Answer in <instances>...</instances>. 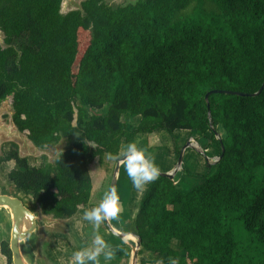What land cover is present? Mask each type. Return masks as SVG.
<instances>
[{"label":"trees","instance_id":"obj_1","mask_svg":"<svg viewBox=\"0 0 264 264\" xmlns=\"http://www.w3.org/2000/svg\"><path fill=\"white\" fill-rule=\"evenodd\" d=\"M62 5L0 0V107L11 98L12 122L41 150L71 139L42 167L11 149L0 159L15 162L9 181L44 216L70 220L103 188L107 154L118 161L139 134L190 131L219 160L190 189L150 183L134 221L140 254L264 264V89L206 99L263 87L264 0H85L66 14ZM2 254L12 264L9 242Z\"/></svg>","mask_w":264,"mask_h":264},{"label":"crops","instance_id":"obj_2","mask_svg":"<svg viewBox=\"0 0 264 264\" xmlns=\"http://www.w3.org/2000/svg\"><path fill=\"white\" fill-rule=\"evenodd\" d=\"M139 120H140L139 118H134L130 122L131 127L133 129L137 128ZM190 142H195L196 144L194 145L192 144L190 148H187L184 151L183 164L181 166V169L176 175V183H179L182 180L181 186L185 189H190L194 186L192 185V180H191L192 175H197L196 173H198L199 171H205V170H209L208 171L209 173L212 167L215 165V163H217L215 162V160L218 159V157L213 155L214 149L213 147L208 146L209 145L208 139L206 138L199 139L197 134H194L190 131H176L174 134H170L165 130H159L158 132L152 135L139 134L135 137L132 143H136L139 148L146 150V153L149 154L154 159L156 165L159 167L161 172L169 173V172H173L177 168L180 154L184 149V147ZM124 151L125 149H122L120 153L121 157H123L122 153ZM211 160L213 161V163L209 162ZM106 162H107V157L105 158L104 168L108 173V167L107 168L105 167V165L107 164ZM0 164H1L0 171L6 177V181L8 182L9 185V190L13 191V193L8 192L6 194L5 192H3L5 189H3L2 192L0 191V195L3 194L14 195V192L17 195H19V193H22L19 190H17L15 186L9 181V173L15 168V162L10 161ZM112 177L110 179L109 184L111 183ZM202 180L204 181V177ZM149 185L150 183L145 185L143 191H137L133 187L131 180L127 176L124 166H122L119 182L116 187V191L120 198V204L122 210L117 215V217L113 218V222H116V220H118L119 217H123V215L124 217L123 220L121 221H126V222L135 221L136 216L139 212L140 202ZM108 190L109 189L107 186V191ZM105 192L103 190L101 191L100 193L101 198H103ZM90 208H91L90 206L83 207L79 210V213L77 214V216L80 215V219L83 222L81 226H76L73 229L75 233L74 235L78 238V246L76 248H73L75 252L84 248L94 247L93 240L96 234L101 235L105 240V242L108 243L109 245L113 240L112 234L107 229L105 223H102L99 229L96 230L88 221H85L83 219L84 212L89 210ZM83 230H85V234H83L82 232ZM70 250H72V248ZM75 252L72 253L74 254ZM73 254L71 255V253H68L66 248H54L51 252H47V256L51 258V264H71L69 263V261L67 262V260L68 259L70 261L73 260V257H71L73 256ZM147 263L164 264V262L158 258H156L154 261L149 260V262Z\"/></svg>","mask_w":264,"mask_h":264},{"label":"water","instance_id":"obj_3","mask_svg":"<svg viewBox=\"0 0 264 264\" xmlns=\"http://www.w3.org/2000/svg\"><path fill=\"white\" fill-rule=\"evenodd\" d=\"M71 2L72 0H63V14H66L72 10L80 9L81 4L77 7L74 5V3ZM68 6L75 7L74 9L65 12L64 10ZM263 89L264 84L263 87L259 90V92L251 95L233 92L212 91L207 94L206 99L208 100L210 95L212 94L222 93H226L229 95H237L241 97H256L262 93ZM15 128L12 129V127L10 128L3 126L0 128V134L5 132L8 137H15L16 135L20 136L23 134L17 128ZM216 135L218 136L217 132ZM191 146L192 143L190 142L182 150L178 160L177 168L173 172H161L160 177H165L172 181H175L176 175L183 164L184 151L187 148H190ZM222 149L224 155L225 149L223 145ZM223 155L221 156V158L223 157ZM122 159L123 157L120 158L116 163L110 189L113 187H115L116 189L117 187L120 178L121 167L123 166V164L121 163ZM42 215V211L39 208L37 211L33 212L24 204V202L20 198L16 196L6 194L0 195V235H7L2 227V224L8 223L11 229L9 246L12 252V264H37L41 262L42 256L39 251V242L43 239V236L41 235L40 230L45 227L52 228L57 223L56 221L53 222L48 217H43ZM104 223L110 233L121 242V245H119L120 248H111L114 252V258L111 261L106 262L103 258V255H101V264H140L141 260L143 259H146L147 261L153 259L152 255L140 254L143 249V240L134 228V221L124 222L120 220L118 224L116 223V225L113 222L112 218L105 221ZM7 263V258L2 254L1 243L0 264ZM71 264H73V260L71 261Z\"/></svg>","mask_w":264,"mask_h":264},{"label":"rangeland","instance_id":"obj_4","mask_svg":"<svg viewBox=\"0 0 264 264\" xmlns=\"http://www.w3.org/2000/svg\"><path fill=\"white\" fill-rule=\"evenodd\" d=\"M83 1L85 0H72L71 3H74V5L78 7ZM104 1L112 7H118V6H126L130 4H134L138 0H104ZM75 6H68L64 11L68 12L71 9H74ZM0 40L1 42L3 41L1 35H0ZM12 115H13L12 100L11 98H9L0 107V128L3 126L10 127V128L12 127V129L15 128L14 123L12 122ZM70 143H71V139H67L56 146H53V147L47 148L44 151H41L33 143L29 141L27 133H23L20 136L16 135L15 137H8L6 133L4 132L0 134V159L3 158L4 155L9 152V150L19 149L20 154L23 157H27L30 160V163L32 166L42 167L47 164H53L58 159V157L64 152V150L68 148ZM191 143L193 145L196 144L195 142H191ZM209 162L213 163L212 160ZM106 163L107 164L105 165V167L106 168L108 167V173L106 172L107 175L105 178V183L102 189H99V188H98L99 190L97 189V193L94 198V201L92 205L90 206L91 208L97 206L101 202L102 198L100 196V193L102 190L104 192L107 191V186H108V189L110 190L111 183L109 184V182L112 177V174H114L113 171L116 167L117 159L116 158L111 159V160L107 159ZM208 171L209 170L199 171L198 173H196L197 175H192V179H191L192 185H197L198 183H201L203 181L202 180L203 177L206 176ZM3 189H5L3 192H5L6 194L8 192L13 193L12 190H9V185H8V182L6 181V177L0 171V191L2 192ZM14 195L20 198L24 202V204L33 212L38 210V206L34 203V201L31 198H29V196L22 194V193H19V195H17L15 192H14ZM42 216L45 217L44 215ZM123 217H119V219L116 220V222L114 223L118 224L120 220H123ZM48 218L53 222L56 221L57 223L52 228L45 227L40 230V233L43 236V239L39 242V251L42 256V260L41 262L37 264H51V258L47 256V252H51L54 248H66L67 252L71 253L72 255L73 254L72 252H75L73 248H76L78 246V238L74 235L75 233L73 229L76 226H81L83 221L80 219V215L70 220H56V219H53L52 217H48ZM2 227L7 235L5 236L0 235V244L4 241L10 242L11 229H10L9 224L8 223L2 224ZM235 230H236V235L238 236V238L242 239L246 237L247 233L244 230V227L240 223L236 224ZM82 232L83 234H85V230H83ZM71 248L72 250H70ZM262 250L263 248H260V252ZM155 259L156 257H153L151 261H154ZM68 261L69 263H71L72 260L70 261L68 259L67 262ZM147 262L149 261L144 260V261H141L140 264H148Z\"/></svg>","mask_w":264,"mask_h":264},{"label":"clouds","instance_id":"obj_5","mask_svg":"<svg viewBox=\"0 0 264 264\" xmlns=\"http://www.w3.org/2000/svg\"><path fill=\"white\" fill-rule=\"evenodd\" d=\"M122 156L121 163L137 191H143L145 185L159 179L161 171L154 159L146 153V150L139 148L136 143L129 142ZM115 158L112 154H107V159ZM121 210L119 195L113 187L104 193L97 206L84 212L83 219L98 230L102 223L117 217ZM93 245L94 247L76 251L73 254V264H101V255L106 262L114 258V252L101 235H95ZM170 264H177V261L173 259Z\"/></svg>","mask_w":264,"mask_h":264},{"label":"built area","instance_id":"obj_6","mask_svg":"<svg viewBox=\"0 0 264 264\" xmlns=\"http://www.w3.org/2000/svg\"><path fill=\"white\" fill-rule=\"evenodd\" d=\"M219 159H216L215 162H218Z\"/></svg>","mask_w":264,"mask_h":264}]
</instances>
